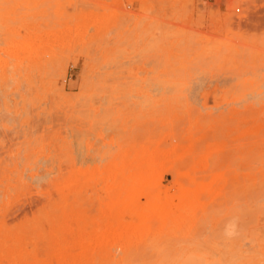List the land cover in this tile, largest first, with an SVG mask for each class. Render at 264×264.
<instances>
[{
  "label": "rangeland",
  "instance_id": "1",
  "mask_svg": "<svg viewBox=\"0 0 264 264\" xmlns=\"http://www.w3.org/2000/svg\"><path fill=\"white\" fill-rule=\"evenodd\" d=\"M125 255L264 264V0H0V264Z\"/></svg>",
  "mask_w": 264,
  "mask_h": 264
},
{
  "label": "bare ground",
  "instance_id": "2",
  "mask_svg": "<svg viewBox=\"0 0 264 264\" xmlns=\"http://www.w3.org/2000/svg\"><path fill=\"white\" fill-rule=\"evenodd\" d=\"M26 47H27L26 44H24V48H26ZM54 63H55V62H54ZM171 74H172V73H171ZM168 77H170V76H168ZM160 79H161V78H160ZM158 81H161V80H158ZM3 83H4V82H3ZM159 83H160V82H159ZM156 84H157V83H156ZM160 84H161V83H160ZM162 84H163V83H162ZM172 84H173V83H172ZM179 84H180V83H179ZM175 85H176V84H175ZM176 87H177V85H176ZM176 87H175V88H176ZM175 88H174V91L176 90ZM1 89H2V88H1ZM165 89H167V88H165ZM181 96H182V95H181ZM151 100H152V99H151ZM7 101H8V99H7ZM184 142H185V141H184ZM182 143H183V140H182ZM153 146H154V145H153ZM195 147H196V145H195ZM165 149H166V148H165ZM195 151H196V148H195ZM169 157H170V156H169ZM171 158H172V157H171ZM186 161H187V160H186ZM183 163H184V162H183ZM184 164H185V163H184ZM209 164H210V163H209ZM220 165H221V164H220ZM207 166H208V165H207ZM133 168H134V167H133ZM179 169H180V168H179ZM181 170H182V168H181ZM181 170H180V171H181ZM187 170H188V169H187ZM203 170H205V169H203ZM203 170H202V171H203ZM197 171H198V170H197ZM210 171H212V169H211ZM206 172H207V171H206ZM189 173H190V172H189ZM192 173H193V172H192ZM196 173L199 174L198 172H196ZM213 173H214V172H213ZM206 175H207V174H206ZM199 176H200V177H204V176H202V175H199ZM207 176H208V175H207ZM200 177H199V178H200ZM205 177H206V176H205ZM145 178H146V177H145ZM181 178H182V177H181ZM197 178H198V177H197ZM199 178H198V179H199ZM107 179H109V178H107ZM182 179H183V178H182ZM184 179H185V178H184ZM184 179H183V180H184ZM142 180H143V179H142ZM145 180H146V179H145ZM177 180H178V179H177ZM184 181H185V180H184ZM200 181H201V180H200ZM194 182H195V181H194ZM181 183H184V184H185V182H181ZM184 184H183V185H184ZM212 185H213V184H212ZM135 186H136V185H135ZM135 186H134V187H135ZM147 186H148V185H147ZM181 186H182V184H181ZM189 187H190V186H189ZM211 187H212V186H211ZM197 189H198V188H197ZM199 189H201V188H199ZM144 190H146V189H144ZM147 191H148V190H147ZM142 192H143V191H142ZM145 192H146V191H144L143 193H145ZM179 192H180V191H179ZM179 192H178V193H179ZM141 194H142V193H141ZM145 194H146V193H145ZM198 194H202V191H201V193H198ZM206 194H207V193H206ZM202 195H203V197H204V194H202ZM120 196H121V195H120ZM207 196H208V195H207ZM149 201H150V200H149ZM147 202H148V201H147ZM151 203H152V201H151ZM153 203H154V202H153ZM135 205H136V204H135ZM147 205H149V204L147 203ZM153 209H154V208H153ZM211 210H212V209H211ZM211 210H210V211H211ZM151 211H152V210H151ZM217 211H218V213H219V210H217ZM212 212H213V211H212ZM214 212H215V211H214ZM156 213H157V212H156ZM168 213H169V212H168ZM216 213H217V212H216ZM61 214H62V212H61ZM164 216H165V215H164ZM106 217H107V216H106ZM160 218H161V217H160ZM206 218H208V217H206ZM165 219H166V218H165ZM154 221H155V220H154ZM174 221H175V220H174ZM145 222H146V221H145ZM151 222H152V221H151ZM155 222H156V224H157L158 221L156 220ZM166 222H169V220H167ZM166 222H165V223H166ZM153 224H155V223H153ZM154 226H155V225H154ZM149 228H151V227H149ZM165 228H166V227H165ZM151 229H152V228H151ZM153 229H154V228H153ZM146 233H148V232H146ZM218 233H219V232H218ZM216 234H217V233H216ZM221 234H222V232H221ZM221 234H220V233L217 234L218 238L220 237ZM160 236H161V235H160ZM221 236H222V235H221ZM213 237H214V236H213ZM173 238H174V240L176 241V237H173ZM215 238L217 239V237H215ZM209 239H210V238H209ZM25 241H26V240H25ZM147 241H148V240H147ZM161 242H162V240L160 241V244H161ZM188 242H189V241H188ZM114 243H115V242H114ZM162 243H164V242H162ZM170 243H171V242H170ZM192 243H193V242H192ZM207 243H209V241H208ZM210 243H211V242H210ZM215 243H216V242H215ZM160 244H159V245H160ZM196 244H197V243H196ZM217 244L221 245V244L218 243V242H217ZM162 245H164V244H162ZM214 245H215V244H214ZM112 246H113V244H112ZM115 246H116V245H115ZM199 246H200V245H199ZM138 247H139V245H138ZM138 247H137V248H138ZM160 247L162 248V246H160ZM178 247H179V246H178ZM142 248H143V246H142ZM142 248L139 247V248H138L139 251H140V249H142ZM161 248L159 249V251L157 250V251L160 252V253L162 252V250H164V247H163L162 250H161ZM184 248H185V247H184ZM193 248H195V246H194ZM206 248H208V247L206 246ZM179 249H180V248H178V250H179ZM209 249H210V248H209ZM131 250H133V249H131ZM134 250H135V248H134ZM195 250H196V249H195ZM126 251H128V250H127L126 247H124V253H125V254H126ZM135 251H136V250H135ZM139 251H138V252H139ZM196 251H198V250H196ZM202 251H203V250H202ZM212 251H213V249H212ZM131 252H132V251H131ZM138 252H136V253H138ZM192 252H193V251H192ZM136 253H135V254H136ZM203 253H205V252H203ZM1 254H2V253H1ZM135 254H133V257H135ZM148 254L150 255V253H148ZM148 254H147V255H148ZM166 254H168V252H166ZM205 254H206V253H205ZM212 254H213V253H212ZM116 255H117V254H116ZM128 255H130V254L128 253ZM136 255H137V254H136ZM139 255H140V254H139ZM143 255H144V253H143ZM149 255H148V257H149ZM195 255H196V254H195ZM126 256H127V255L123 256V258H121L119 261H117V260L114 261V260L112 259L111 261H109L108 264H127V263L125 262V260H126L128 257H126ZM163 256H164V254H163ZM220 256H221V255H220ZM114 257H115V256H114ZM153 257H154V256H153ZM196 257H198V256H196ZM216 257H218V256H216ZM216 257H215V258H216ZM149 258H150V257H149ZM154 258H155V257H154ZM185 258H187V257H185ZM188 258H189V257H188ZM188 258H187V259H188ZM221 258H222V257H221ZM137 259H139V258H137V256H136V260H137ZM128 260H129V259H128ZM144 260H146V258H145ZM150 260H151V259H150ZM150 260H149V262H150ZM192 260H193V261H197V262L200 261V259H197V258H192ZM188 261H189V260H187V262H188ZM219 261H220V260H219ZM132 262H133V261H132ZM149 262H148V263H149ZM206 262H207V260H205V262H201V261L198 262V263H195V262H194V264H210V263H206ZM134 263H135V262H134ZM182 263H183V262H182ZM192 263H193V262H192ZM131 264H133V263H131ZM137 264H138V261H137ZM183 264H184V263H183ZM187 264H189V262H188Z\"/></svg>",
  "mask_w": 264,
  "mask_h": 264
}]
</instances>
